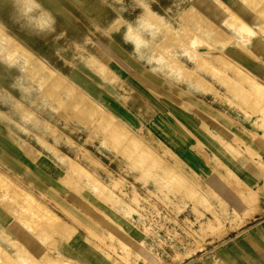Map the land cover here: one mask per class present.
<instances>
[{
    "label": "rangeland",
    "instance_id": "374dc122",
    "mask_svg": "<svg viewBox=\"0 0 264 264\" xmlns=\"http://www.w3.org/2000/svg\"><path fill=\"white\" fill-rule=\"evenodd\" d=\"M8 1L0 0V27L1 23L7 24L5 19L9 10L5 6ZM21 1L27 5L26 0ZM244 1L255 12V19L248 23L258 35L264 36V16ZM141 3L146 4V1L140 0ZM23 10L31 11L28 5ZM14 16L19 18L18 25H29V19L18 10ZM32 18L40 25L46 23L47 17L43 13H33ZM180 19L179 26L168 29L164 21L159 20L157 12L146 4L144 15L138 17L136 24L128 26L125 35L139 50L151 42L143 35L148 33L157 46L148 58L153 68L174 79H190L198 86H194L197 90L184 84V91L203 98L210 96L208 107L244 126L245 136L232 130H223V136L206 125V122L212 125L208 120H212L211 112L207 114L206 106L182 105V110L198 120L199 130L210 131L220 141L219 148L226 152L210 151L198 138L197 152H173L148 126L143 131L140 114H135L125 104L103 105L65 72L81 59L105 79L118 81L117 75L103 61L85 53L80 46L77 56L49 59L28 48L2 27L0 115L15 128L30 134L34 140L32 144L37 142L38 148L44 151H37L39 161L50 162L60 176L39 168L38 180L45 190L40 184L35 187L30 183L23 184L0 169V204L17 221L42 233L49 244L46 252L37 253L1 225V261L6 264H49L50 259L57 256L79 262L54 251L60 239L65 237L64 230L71 234L80 231L117 264H236L224 248L243 262L249 253L239 244V239L246 240L264 257V248L252 233L258 229L264 234L261 224L264 222V179L251 181L243 168L230 164L224 156L227 154L238 161L256 160L254 163L260 162L264 170L260 154L252 148L256 149L254 142L264 144V96L255 91L252 83L259 80L253 74L215 51L232 41L241 44L253 36L227 25L233 33L229 35L194 6L182 10ZM6 36L9 41L3 40ZM35 36L45 35L36 33ZM194 37L204 40L209 46L204 49L220 58L211 59L209 64L200 56H192L190 51L197 49ZM17 43L28 51L29 56L14 51ZM101 45L106 47L104 42ZM37 58L43 65L36 63ZM205 62L209 65H204ZM48 67L63 81L58 83V78L45 70ZM2 83L5 86H1ZM7 87L15 89L12 91ZM230 95L234 99L225 102ZM88 99L100 105L103 113H90ZM16 101L21 103L22 109L14 106ZM236 111L239 115L235 118ZM255 114L254 122L258 124L259 132L253 128L256 125L250 123ZM114 128L124 133L120 140L112 138ZM205 138L211 141L209 136ZM20 141L25 150H30L29 140L22 137ZM145 150L150 152L149 158L142 157ZM1 177L51 209L50 213L57 215L62 223L47 217L36 219L19 210L1 189Z\"/></svg>",
    "mask_w": 264,
    "mask_h": 264
},
{
    "label": "crops",
    "instance_id": "0c3cea01",
    "mask_svg": "<svg viewBox=\"0 0 264 264\" xmlns=\"http://www.w3.org/2000/svg\"><path fill=\"white\" fill-rule=\"evenodd\" d=\"M144 1L157 12L159 20L164 21L165 27H168V29L173 30V28L179 26L182 10L194 6L216 25L225 29L229 35H233L226 25L227 16H229L228 10L222 7L217 0ZM222 1L245 21L252 22L254 19V10L244 0ZM26 2L28 5V0ZM29 4L31 11L27 12L23 10L27 8L23 1H8V5L5 6L9 10L5 19L7 24L1 23L6 32L23 42L31 50L40 55L44 54L49 59L53 56H77L78 46H80V49L85 53L92 54L103 61L107 64L109 70L117 75L118 81L105 79L80 58L65 72L103 105L125 104L135 114H140L143 131L148 126L149 129L155 132L156 136L163 138L173 152L190 154L197 152V138L202 139L206 143L205 147L210 151L219 153L225 151L219 148L220 141L210 131L199 130L198 120L182 110L183 104L206 106L204 109L207 114L211 112L212 116V120L208 119L212 121V125L207 122L206 125L223 136L225 134L221 133L224 132L223 130L237 131L242 136L247 134L245 132L247 130H244L242 124L208 107L207 100H210V96L203 98L199 95L195 96L189 91H184V84H187L192 90H197L194 86H198L193 84L190 79L183 81L171 78L150 65L148 58L157 46L148 33L143 35L151 41L149 42L150 45H143L139 50L126 37L125 33L128 26L136 24L138 17L143 16L146 11V4H140V0H29ZM224 9H226V12ZM17 10L29 19V25L27 23L19 25L16 23L19 20L17 16H14ZM33 13L45 14L47 17L46 23H40L39 25L37 20L32 18ZM121 22L122 25H119ZM36 33L45 36L38 37L35 36ZM261 37L264 36L261 34L255 35L250 40L241 42V44L232 41L224 47H218L215 51L230 57L264 83V56H261L255 48L258 39ZM102 42L106 47L101 45ZM59 50L63 52L59 53ZM66 50L69 52H64ZM200 50L204 51L205 49L201 48ZM138 51H141V54ZM3 85L2 83L1 86ZM7 88L12 91L15 89V87ZM221 96L223 97V95L219 97ZM233 97L230 95L229 98L225 99V102L229 103L230 99L231 101L234 99ZM237 115L239 113L236 111L233 116ZM255 119L256 114L252 117L250 123L253 126L256 125L253 128L258 131V124L254 122ZM6 121L5 116L0 115V169L5 170L16 180H21V183H30L34 187L37 184L43 187L38 180L39 168H44L60 176L59 173L54 171L50 162L41 163L39 161L37 151H44L38 148L37 142L32 144L34 140L30 134L15 128ZM10 129H13V131ZM206 136H209L211 141L207 140ZM22 137L30 141V150L23 148L20 141ZM244 142L250 145L246 141ZM254 145L256 149L252 145L250 146L260 154V161L264 164V144L254 142ZM192 156H190L191 159L194 157ZM224 156L230 164L243 168L251 181L264 179V170L259 164L260 162H257L256 165L254 163L256 160L254 162L238 161L227 156V154ZM43 188L45 189V187ZM261 224L264 228V222ZM1 225L8 228L15 238L29 246L31 250L37 253L48 250V240L43 237L42 233L31 230L17 221L0 204ZM252 233L264 248V234L258 229L252 231ZM64 234L65 237L60 239L54 249L57 254H66L82 264H117L100 251L80 231L70 234L67 230H64ZM238 242L249 253V259L246 258L241 262L236 259L232 252L224 248L230 259L234 260L236 264H264V257L256 249H253L246 240L239 239Z\"/></svg>",
    "mask_w": 264,
    "mask_h": 264
},
{
    "label": "bare ground",
    "instance_id": "6f19581e",
    "mask_svg": "<svg viewBox=\"0 0 264 264\" xmlns=\"http://www.w3.org/2000/svg\"><path fill=\"white\" fill-rule=\"evenodd\" d=\"M215 1V0H214ZM219 4L222 5V7L226 8L228 10V13H229V16L228 19H227V22H226V25H229L233 28H236L238 29L239 31L243 32V33H246V34H249L251 36H255L254 34H257V31L248 23L246 22L243 18H241L238 14H236L234 11H232L230 8H228V6L222 1V0H217ZM248 3L250 5H252L253 8H256L258 10V13L261 15V16H264V0H247ZM218 4V5H219ZM28 6H30L29 4V0H28ZM220 6V5H219ZM224 9V11L226 10ZM226 12V11H225ZM226 17V18H227ZM255 19V18H254ZM257 19V18H256ZM260 20V19H259ZM262 20V19H261ZM255 21V20H254ZM257 21V20H256ZM256 23V22H255ZM264 23V22H263ZM259 24V23H258ZM220 30H223L221 27L219 28ZM4 32V29L1 27L0 28V38H1V33ZM258 35V34H257ZM10 38V37H9ZM176 38V37H175ZM196 37H194V40H195ZM196 50L195 52L193 51H190L191 52V55L192 56H200L201 58H203L204 60H206V62H211V59H215V60H218L220 57H216L217 55H214L215 53L213 52H209L210 50H204V51H201L200 49L201 48H206L209 46L207 44H204L205 41L202 40V39H199V38H196ZM225 39V38H224ZM3 40H7L9 41L8 37H4ZM195 42V41H194ZM168 44V43H167ZM21 45L19 43L16 44V46H14V51H19L21 52V54H23L24 56H29V53L26 49H24L22 46L20 47ZM16 49V50H15ZM156 49V48H155ZM211 49V48H210ZM222 57V56H221ZM36 63L39 64V65H43V61L40 59V58H37L36 59ZM204 63V65H209L208 63ZM102 64V63H101ZM103 65V64H102ZM213 66V65H212ZM105 67V66H104ZM185 68V67H184ZM212 68V67H211ZM217 68V67H216ZM29 69V68H28ZM45 70H47L50 74H53V76H55V78H58L56 81H59L62 82L63 80L58 77V75L54 72V70L50 67H48L47 69L45 68ZM189 70V69H188ZM218 70V69H217ZM213 72V71H212ZM112 73V72H111ZM34 75V74H33ZM62 75V74H61ZM230 79V78H229ZM232 79V78H231ZM37 80V79H36ZM204 80V79H203ZM69 81V80H68ZM234 81V80H233ZM250 81V80H249ZM236 83V81H235ZM72 84V83H71ZM54 85V84H53ZM255 91L259 94H261L262 96H264V83L262 82H259V81H254L252 83ZM72 86V85H71ZM240 86V85H239ZM242 86V85H241ZM240 86V87H241ZM73 87V86H72ZM50 90V89H49ZM246 90V89H245ZM82 91V90H81ZM241 93L247 95V93H244L243 91H241ZM251 94V93H250ZM80 95L82 96V93H80ZM260 95V96H261ZM4 97H6L5 95H3ZM246 99V98H245ZM264 99V98H263ZM59 101V100H58ZM246 101V100H245ZM244 101V102H245ZM88 104H89V111L90 113L92 114H95L96 112H102V109L94 102L92 101L91 99H88L87 100ZM256 102V100H255ZM70 103V102H69ZM14 106L15 107H18L20 109H22L23 107L21 106V103L19 101H16L14 102ZM77 110V109H76ZM30 113V112H29ZM103 113V112H102ZM32 114V113H31ZM112 116V115H111ZM107 118V117H106ZM113 120V119H112ZM105 122V121H104ZM119 127V125H118ZM108 128V127H107ZM131 132V131H130ZM124 134V133H120L119 131H116V129L114 128L113 131H112V138L114 137L116 140L120 138V136ZM107 136V135H106ZM137 138V137H135ZM120 140V139H119ZM137 140V139H136ZM115 142V141H114ZM118 142V141H117ZM119 144V143H118ZM117 146V145H116ZM59 150V149H58ZM129 150V149H128ZM152 150V149H151ZM132 151V150H131ZM134 151V150H133ZM153 151V150H152ZM40 153V152H39ZM134 153V152H133ZM132 153V154H133ZM150 152H148V150L144 151L142 153V157H146V158H149L150 157ZM83 156H85L86 158L89 159V157L87 156V154L85 153H82ZM153 155V153H152ZM67 156V155H66ZM132 156V155H131ZM152 158V157H151ZM73 160V159H72ZM133 160V159H132ZM146 161V160H145ZM157 161V160H156ZM161 161V160H159ZM162 162V161H161ZM76 163V162H75ZM135 163V162H134ZM163 163V162H162ZM155 165V164H153ZM162 165V164H161ZM165 165V162L164 164ZM139 166V165H138ZM168 168V167H167ZM166 168V169H167ZM170 169V168H168ZM167 169V170H168ZM81 170H83L81 168ZM171 170V169H170ZM82 172V171H81ZM84 172V171H83ZM89 173V172H88ZM92 176V175H90ZM170 176V175H168ZM221 176V175H219ZM183 178V177H181ZM5 179L4 177H1V189L3 188V190L5 191V194L7 195V197L10 198V201H13L15 202L14 204L19 208V210H21L22 212L26 213V214H29L31 217L33 218H36V219H40L41 217H47L48 220L51 219L53 221H59V217L55 214H51L52 211L51 209L49 210L48 207H46L45 205H43L42 203H40L38 200H36L31 194L27 193V192H24L22 190H19L16 186L12 185L9 181H6L3 180ZM96 179V178H94ZM184 179V178H183ZM187 180V179H186ZM100 182V181H99ZM186 182V181H185ZM188 182V181H187ZM185 185V184H184ZM188 188V186H187ZM186 188V189H187ZM19 191H18V190ZM183 189V188H182ZM191 189V188H190ZM189 189V191H190ZM110 190V189H109ZM180 191V190H179ZM193 191V190H192ZM191 191V192H192ZM99 193V192H98ZM198 193V192H196ZM188 194H190L188 192ZM2 195V194H1ZM194 195V193H193ZM4 196V195H3ZM194 198V197H193ZM2 201V200H1ZM128 205V204H127ZM11 207V206H10ZM10 209V208H9ZM51 211V213H50ZM108 212V211H107ZM43 218V219H44ZM46 219V218H45ZM61 220V219H60ZM37 221V220H36ZM39 222V220H38ZM51 222V221H50ZM60 222V221H59ZM52 223V222H51ZM58 223V222H57ZM62 223V222H60ZM65 223V222H64ZM54 224V223H53ZM57 225V224H56ZM68 225V224H67ZM53 226V225H52ZM69 226V225H68ZM57 228V227H56ZM58 233V232H57ZM71 234V233H70ZM93 244V240L91 241ZM96 244V242H95ZM92 245V244H90ZM1 247V246H0ZM1 252L4 254V251L1 250ZM8 254V253H7ZM2 256V255H1ZM9 256V255H8ZM61 256V255H60ZM50 263L49 264H81L79 262H71L67 259H62V258H59L57 256H53V258L50 259ZM0 264H6V262H3V260L1 261L0 259Z\"/></svg>",
    "mask_w": 264,
    "mask_h": 264
},
{
    "label": "snow or ice",
    "instance_id": "6c2138e0",
    "mask_svg": "<svg viewBox=\"0 0 264 264\" xmlns=\"http://www.w3.org/2000/svg\"><path fill=\"white\" fill-rule=\"evenodd\" d=\"M255 48L261 56H264V37L258 39Z\"/></svg>",
    "mask_w": 264,
    "mask_h": 264
}]
</instances>
